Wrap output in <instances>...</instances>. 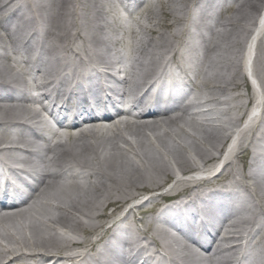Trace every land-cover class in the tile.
<instances>
[{
	"label": "bare ground",
	"instance_id": "1",
	"mask_svg": "<svg viewBox=\"0 0 264 264\" xmlns=\"http://www.w3.org/2000/svg\"><path fill=\"white\" fill-rule=\"evenodd\" d=\"M262 1L0 0V165L33 181L0 206V264H79L90 251L94 264H264V101L243 126L257 96L248 71L264 99V33L248 62ZM109 70V101L94 102ZM233 137L221 171L183 178ZM125 205L106 227L105 209Z\"/></svg>",
	"mask_w": 264,
	"mask_h": 264
},
{
	"label": "rangeland",
	"instance_id": "2",
	"mask_svg": "<svg viewBox=\"0 0 264 264\" xmlns=\"http://www.w3.org/2000/svg\"><path fill=\"white\" fill-rule=\"evenodd\" d=\"M166 1V0H165ZM264 4V0L261 2V6ZM260 6V7H261ZM211 8H213L212 6H211ZM126 10V9H125ZM135 10H136V8H135ZM116 11V10H115ZM117 12V14L118 15H120L121 13H122V11L120 10H117L116 11ZM209 13L210 14H213V15H215L217 12L214 10V9H212V10H210L209 11ZM204 14H206V12L205 11H201L200 13H199V16H203ZM133 16H135V14H132ZM132 15H126V13H125V16L127 17H131ZM258 15V14H257ZM263 27V28H262ZM262 27L261 28H259V35H258V38L260 37V36H262L263 35V33H264V25H262ZM130 41V38L129 39H126V43L125 42H123L122 43V46H119V49H124V47H126L127 46V43ZM256 45H257V43H256ZM256 50V49H255ZM254 50V55H253V57H251V60H250V65H253V63H254V57H255V51ZM258 80V79H257ZM258 83H259V81H258ZM191 96H192V94H191ZM192 111H194V110H192ZM195 170V169H194ZM193 171V170H192ZM168 185H171V183L169 184V182H168V184H166V185H164V187H162L161 189H165V187H170V186H168ZM160 189V190H161ZM49 210V209H48ZM117 210H121V209H105V213L107 214V215H110L109 217H106L105 219H103L105 222H108V220L112 217V216H114L115 214H113V215H111V213L112 212H114V211H117ZM91 236H94L93 234H91Z\"/></svg>",
	"mask_w": 264,
	"mask_h": 264
}]
</instances>
